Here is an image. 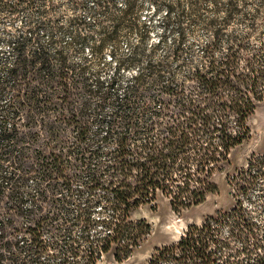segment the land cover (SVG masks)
<instances>
[{
	"label": "rangeland",
	"instance_id": "rangeland-1",
	"mask_svg": "<svg viewBox=\"0 0 264 264\" xmlns=\"http://www.w3.org/2000/svg\"><path fill=\"white\" fill-rule=\"evenodd\" d=\"M260 1L0 0V79L9 76L13 43L21 42L18 75L10 79L16 90L4 85L0 95V174L13 183L12 188L6 182L0 187L2 243L22 245L29 235L26 227L35 224L45 238L57 239L72 223L66 222V209L70 219L88 206L96 217H103V203L96 201L108 194L109 147L108 140L95 138L97 84L108 92V84L116 78L115 87L123 98L133 77L141 74V94L134 101L141 110L148 107L149 118L162 108L177 110L178 89L199 91L194 73L206 67L208 55H214L222 71L223 99L244 89L236 75L246 69L248 60L264 62ZM258 8L262 12L252 19ZM139 46L144 48L143 56L133 66L124 64ZM36 52L48 56L44 68L32 64L41 61ZM231 52L236 54L237 74L229 79L234 89L227 83L225 64ZM254 91L261 100L249 93L256 103L248 120L250 137L212 175L217 190L181 211H174L169 198L159 193L130 214L125 231L137 227L144 232L131 255L121 253V260L117 259L121 239L112 243L98 264H193L177 260L183 250L178 245L191 232L205 240L214 234L209 249L219 254V264H264V177H255L256 161L264 157V94L260 88ZM110 107L106 102L101 108L106 119ZM85 122L91 126L87 140L80 142V123ZM3 129L8 132L5 138ZM101 129L100 136L108 131L106 126ZM96 148L100 154L90 156ZM92 176L100 177L106 187L90 189ZM96 229L112 232L101 226Z\"/></svg>",
	"mask_w": 264,
	"mask_h": 264
},
{
	"label": "trees",
	"instance_id": "trees-1",
	"mask_svg": "<svg viewBox=\"0 0 264 264\" xmlns=\"http://www.w3.org/2000/svg\"><path fill=\"white\" fill-rule=\"evenodd\" d=\"M260 6H264V0L260 1ZM128 10H131V6ZM261 12L260 8L256 9L251 18H256ZM250 26L254 27V24ZM111 38L110 35L108 40ZM104 43L99 45V49H102ZM143 52V47H137L123 63L133 66L143 56ZM233 52L228 55L225 63L228 66L227 83L230 89H234L230 76L237 74L233 68L236 65V54ZM208 56L206 67L194 73L199 91L194 93L178 89L175 96H178L179 108L175 111L162 108L149 118L145 112L148 107L145 105L141 110L134 101L141 94V74L133 77V85L127 88L123 98L118 95L115 87L116 78L108 84V92L103 93L97 84L95 92L100 101L94 118V123L98 125L95 138L108 140L110 177L106 187L100 177L92 176L89 188H108V194H105L108 196L104 195L103 199L96 201V204L103 203L100 211L103 217H96L88 206L76 212L74 219H70L71 212L66 209V222L72 220V223L60 237L45 238L40 225L35 224L26 227L29 235L24 237L22 245L11 244L9 241L2 243L3 231L0 229V264H98L110 251L112 243L122 239L116 253L117 259L121 260L120 254L129 257L144 233L137 227L125 231L128 224H131L129 218L134 209L151 203L162 193L169 198L174 211H181L202 203L209 193L215 192L217 187L211 183L212 175L230 161L232 150L250 137L248 120L255 113L256 103L249 93L255 96L254 90L259 81H264V62L260 64L258 59L255 62L248 60L246 69L236 75L244 89L238 88L235 96L224 100L220 91V63L214 55ZM37 58L41 61L35 59L31 62L39 63L41 68L49 62L48 56L42 57L41 54ZM153 67L150 65V74H153ZM13 73L14 76L18 75L17 68ZM255 99L261 100V97L255 96ZM106 102L111 106L108 119L101 109ZM90 124L80 123V142L87 140L85 135ZM102 126H106L108 131L100 136ZM1 135L5 138L7 130H3ZM100 152L101 149L96 148L89 154L98 156ZM255 166V177H264V157L258 159ZM5 182L10 188L13 187L10 178L0 174V187ZM242 188L248 187L243 185ZM106 213L108 215H104ZM96 226L112 232L102 233ZM75 227L80 230H75ZM192 233L178 245L183 250L177 260L193 264H219V254L209 249L210 240L214 242V234L209 233L207 237L211 239L205 240ZM245 233L243 231L242 234ZM251 234L247 237H251ZM4 252H8L9 257Z\"/></svg>",
	"mask_w": 264,
	"mask_h": 264
},
{
	"label": "built area",
	"instance_id": "built-area-1",
	"mask_svg": "<svg viewBox=\"0 0 264 264\" xmlns=\"http://www.w3.org/2000/svg\"><path fill=\"white\" fill-rule=\"evenodd\" d=\"M20 44V41H16V42H14L13 43V45H12V50H13V52H14V55H15V58H14V62L11 64V67L9 68V76L8 77H5V78H3V79H0V95L2 94V91L4 90V88H2V87H4V85H6V88H12V86L10 87V79L11 80H15V76H14V73H13V71H14V69H15V67L17 66V64H18V62H19V55H18V45ZM260 83H259V85H258V87H257V89H259L260 88V91L264 94V81H259ZM3 89V90H2ZM13 89V91L15 92V90H16V87H13L12 88ZM259 91V92H260ZM260 92V93H261ZM11 125V124H10ZM3 130H6V129H3ZM2 130V131H3ZM1 131V132H2ZM188 235V234H187ZM187 237V236H186ZM185 237V238H186ZM184 239V238H183Z\"/></svg>",
	"mask_w": 264,
	"mask_h": 264
}]
</instances>
